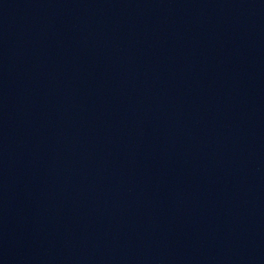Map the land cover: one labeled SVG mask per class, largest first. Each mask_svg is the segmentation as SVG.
Listing matches in <instances>:
<instances>
[{"label": "water", "instance_id": "water-1", "mask_svg": "<svg viewBox=\"0 0 264 264\" xmlns=\"http://www.w3.org/2000/svg\"><path fill=\"white\" fill-rule=\"evenodd\" d=\"M0 264H264V0H0Z\"/></svg>", "mask_w": 264, "mask_h": 264}]
</instances>
